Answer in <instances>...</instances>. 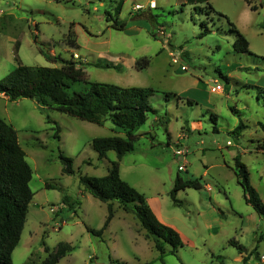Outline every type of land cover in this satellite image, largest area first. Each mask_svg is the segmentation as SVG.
<instances>
[{"label":"rangeland","instance_id":"1","mask_svg":"<svg viewBox=\"0 0 264 264\" xmlns=\"http://www.w3.org/2000/svg\"><path fill=\"white\" fill-rule=\"evenodd\" d=\"M154 1L135 10L148 0H0V79L17 61L59 67L47 53L79 60L88 80L156 89L149 102L157 112L121 157L120 175L183 244L173 253L163 242L160 257L152 237L115 202L101 235L88 230L103 226L107 206L83 190L80 176H103L117 158L113 150L98 158L91 145L96 136L122 135L109 120L100 125L30 98L0 97V113L32 169L34 193L12 264H43L64 241L73 249L55 264H264V217L244 201L232 168L239 154L264 200V151L256 148L264 122V0H208L213 10L205 2ZM114 19L125 28L111 27ZM228 22L246 37L249 52L233 50ZM202 24L209 32L199 36ZM214 81L223 90H214ZM163 91L180 98L167 100ZM240 122L245 126L234 133ZM60 152L72 159V174L62 172ZM178 174L202 185L178 190L180 204L170 196ZM65 195L74 209L61 202Z\"/></svg>","mask_w":264,"mask_h":264},{"label":"trees","instance_id":"2","mask_svg":"<svg viewBox=\"0 0 264 264\" xmlns=\"http://www.w3.org/2000/svg\"><path fill=\"white\" fill-rule=\"evenodd\" d=\"M187 1L205 2L206 6L213 10L208 0ZM247 2L249 3L250 0ZM228 23L235 32L233 50L249 52V42L246 37L231 22ZM202 25L204 29L199 36L209 32L208 27L205 24ZM110 26L122 30L125 28V22L114 19ZM74 42L75 40L70 45L72 46ZM43 54L47 59L58 60L60 66L27 65L17 61L14 68L0 79V94H4L10 100L30 98L42 108L53 109L100 125L109 120L113 125L112 130L122 134L96 136L91 140L98 158L105 157L109 150L115 151L117 158L110 162L109 170L103 176H80L83 190L105 202L107 206L103 226L98 230H88L93 234L101 235L102 230L114 216L115 202L123 211L131 212L144 229L146 236L152 237L160 257L165 252L163 242L168 243L171 246L169 251L174 253L177 247L183 244L180 234L173 227L160 222L149 207L145 196L120 175L121 157L134 150V142L138 138L137 131L144 125L149 114L157 112L149 102V97L157 90L149 86L124 87L88 80L85 77L82 62L79 60L73 57L64 58L58 55L51 57L47 53ZM142 64L140 67L147 64L146 60ZM95 65L99 64L95 63ZM259 89L264 91V88L259 87ZM163 93L167 100L173 96L180 98L173 92L163 91ZM187 102L192 104L193 100L188 99ZM46 119L52 121L48 116ZM258 124L263 136L256 148L264 151V122ZM244 126L240 122L234 128V133H239ZM54 128V137L58 140L60 128L56 122ZM59 158L62 162V172L72 174L74 172L72 159L61 152ZM232 168L236 181L242 189L244 201L259 216L264 217V200L251 185L249 170L239 154L234 156ZM31 177L32 169L18 142L16 129L0 116V264H12V251L20 240L28 206L34 195L29 186ZM201 187L198 178H182L178 174L170 190V196L174 203L180 204V201L176 199L178 190ZM61 202L71 209H74L77 204L66 195ZM229 243L240 253L243 252L244 246L234 238H231ZM72 249L73 246L69 242H59L52 251L48 252L43 264L57 263ZM115 262L119 264L118 260Z\"/></svg>","mask_w":264,"mask_h":264},{"label":"built area","instance_id":"3","mask_svg":"<svg viewBox=\"0 0 264 264\" xmlns=\"http://www.w3.org/2000/svg\"><path fill=\"white\" fill-rule=\"evenodd\" d=\"M155 5H156V4H155V1H154V0H148V2H147L146 5L136 3V4H134L133 8H134L135 10H137V9H141V8H145V7H147V8H153V7H155ZM73 55H76V54H73ZM181 68H182L183 70L185 69L184 66H182ZM214 82H215L214 87H213L214 90H216V91H221V90H223V87H222L217 81H214ZM261 257H262V259L264 258L263 255H262Z\"/></svg>","mask_w":264,"mask_h":264},{"label":"crops","instance_id":"4","mask_svg":"<svg viewBox=\"0 0 264 264\" xmlns=\"http://www.w3.org/2000/svg\"><path fill=\"white\" fill-rule=\"evenodd\" d=\"M0 97L1 98H3V99H9L7 96H5L4 94H0ZM10 100V99H9ZM0 116L2 117V118H4L7 122H9V120L8 119H6V117H4V115H2L1 113H0Z\"/></svg>","mask_w":264,"mask_h":264}]
</instances>
